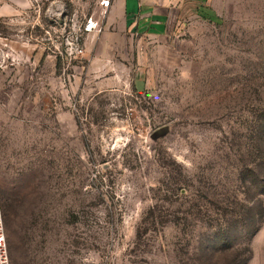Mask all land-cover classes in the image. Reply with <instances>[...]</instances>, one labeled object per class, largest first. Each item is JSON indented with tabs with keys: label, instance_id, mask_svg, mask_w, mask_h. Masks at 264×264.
Segmentation results:
<instances>
[{
	"label": "rangeland",
	"instance_id": "374dc122",
	"mask_svg": "<svg viewBox=\"0 0 264 264\" xmlns=\"http://www.w3.org/2000/svg\"><path fill=\"white\" fill-rule=\"evenodd\" d=\"M101 1L0 0L10 264H264V0Z\"/></svg>",
	"mask_w": 264,
	"mask_h": 264
},
{
	"label": "crops",
	"instance_id": "0c3cea01",
	"mask_svg": "<svg viewBox=\"0 0 264 264\" xmlns=\"http://www.w3.org/2000/svg\"><path fill=\"white\" fill-rule=\"evenodd\" d=\"M183 2L193 3L196 10H202L204 0H114L109 19L118 16L129 27H135L145 34H164L165 18L169 6ZM109 21V20H107Z\"/></svg>",
	"mask_w": 264,
	"mask_h": 264
},
{
	"label": "built area",
	"instance_id": "2783aa9c",
	"mask_svg": "<svg viewBox=\"0 0 264 264\" xmlns=\"http://www.w3.org/2000/svg\"><path fill=\"white\" fill-rule=\"evenodd\" d=\"M104 9L108 6L109 0H102ZM102 28L101 20L89 17L83 23V30L86 32L99 31ZM0 264H10L8 246L6 241V229L3 209L0 205Z\"/></svg>",
	"mask_w": 264,
	"mask_h": 264
},
{
	"label": "water",
	"instance_id": "95a60500",
	"mask_svg": "<svg viewBox=\"0 0 264 264\" xmlns=\"http://www.w3.org/2000/svg\"><path fill=\"white\" fill-rule=\"evenodd\" d=\"M165 130H166V127H161L160 129L157 130V133L158 134L163 133Z\"/></svg>",
	"mask_w": 264,
	"mask_h": 264
},
{
	"label": "trees",
	"instance_id": "16d2710c",
	"mask_svg": "<svg viewBox=\"0 0 264 264\" xmlns=\"http://www.w3.org/2000/svg\"><path fill=\"white\" fill-rule=\"evenodd\" d=\"M4 221H5V216H4ZM242 264H243V262H242Z\"/></svg>",
	"mask_w": 264,
	"mask_h": 264
}]
</instances>
